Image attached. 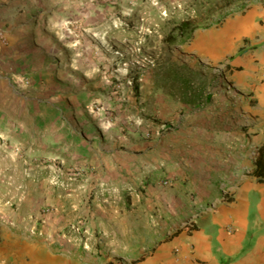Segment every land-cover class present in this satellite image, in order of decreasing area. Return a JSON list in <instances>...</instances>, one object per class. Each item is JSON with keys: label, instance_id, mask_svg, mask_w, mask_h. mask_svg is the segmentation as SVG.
Returning <instances> with one entry per match:
<instances>
[{"label": "rangeland", "instance_id": "374dc122", "mask_svg": "<svg viewBox=\"0 0 264 264\" xmlns=\"http://www.w3.org/2000/svg\"><path fill=\"white\" fill-rule=\"evenodd\" d=\"M248 1L253 0H242ZM144 2L141 7L145 11L140 13L129 12V8L125 11L113 0H8L3 5L0 261L11 256L13 239L54 244L57 235H62L77 251L47 248L49 258L72 264H135L141 253L137 247L158 235L168 237L172 228L191 224L192 212L182 216L191 199L180 195L173 203L155 204L163 188L147 186L146 174L138 175L132 168H127L126 175L111 170L109 185L100 156H94L88 177L74 161L65 159L76 118L85 119L94 136H100L108 123L109 161L116 168L121 157L115 152L138 140L126 136V145L117 146L112 133L120 129L134 132L146 120L157 118L152 111L153 94L159 92V104L165 103L174 77L195 90L205 87L203 73L212 71L218 80L225 81L224 66L190 60L194 30L180 44L162 42L167 23L203 13L214 0ZM85 4L101 11L91 16L90 24L75 20L79 17L73 12L75 6ZM182 13L187 14L181 18ZM123 23L126 27L120 31ZM208 24L204 18L200 26ZM171 97L175 103L182 102ZM156 137L161 139L160 131L156 136L147 130L142 141ZM86 178L87 187L79 181ZM161 178L159 185L166 182L164 176ZM126 195H137L138 202L126 208ZM177 212L180 215L176 218L173 214ZM157 229L163 231L156 234ZM39 230L46 231L45 235L36 234ZM40 259L47 258L41 253Z\"/></svg>", "mask_w": 264, "mask_h": 264}, {"label": "crops", "instance_id": "0c3cea01", "mask_svg": "<svg viewBox=\"0 0 264 264\" xmlns=\"http://www.w3.org/2000/svg\"><path fill=\"white\" fill-rule=\"evenodd\" d=\"M144 1L113 0L123 10L129 8V12L137 13L145 11L141 7ZM7 2L0 0V13ZM74 9L79 16L76 22L87 24L92 23L91 16L101 12L92 4L76 5ZM84 11V16L78 15ZM226 11L228 14L223 16L210 15L208 26L194 30L193 51L189 52L190 60L224 66L225 81L218 80L212 71L203 73L207 78L203 88L207 91L195 90L187 83L185 101L177 103L166 96L165 103L159 104L160 93H154L152 111L157 118L146 120L134 132L120 129L112 133L117 146L126 145V136L138 140L115 152L121 157L116 168L109 161L108 123L100 136H94L85 119L76 118L73 124L70 153L65 151V159L74 161L84 170L85 177L98 155L105 162L108 184L111 170L126 175L127 168H132L138 175L146 174L147 186L163 188L155 204L173 203L180 195L191 199V206L182 213L194 214L191 224L172 228L168 237L158 235L137 247L141 251L139 256L144 254V258L135 260V264H264V0L247 4L234 0ZM213 18L218 22L213 24ZM122 27L126 24L120 26V31ZM195 71L200 72L197 68ZM147 130L156 136L160 131L161 139L142 141ZM255 169L260 175L253 174ZM162 176L167 182L164 187L157 183ZM79 181L88 186L87 178ZM80 187L76 186V190ZM136 196L130 197L131 205L138 202ZM197 208L201 210L194 211ZM178 213L173 215L177 218ZM161 231L155 230L156 234ZM45 233L39 230L36 234ZM57 238L54 244L41 245L13 239L11 256L0 264H72L68 260H54L51 255L49 258L47 248L64 253L77 251L76 245L67 243L62 235ZM41 253L47 259H40Z\"/></svg>", "mask_w": 264, "mask_h": 264}, {"label": "trees", "instance_id": "16d2710c", "mask_svg": "<svg viewBox=\"0 0 264 264\" xmlns=\"http://www.w3.org/2000/svg\"><path fill=\"white\" fill-rule=\"evenodd\" d=\"M233 2L234 0H214L203 13L196 14L193 17H185L179 22L170 21L166 24L168 29L163 33L162 42L166 45H176L184 42L187 33L200 28V23L204 18H208L210 15L216 13H220V15L222 13V16L228 14L225 9L230 7ZM174 78L167 94L177 98L179 101H185L187 96V82L176 77ZM256 167L258 168V166ZM253 174L260 175L256 169L253 171ZM125 201V206L129 207L131 204L129 195L125 196ZM143 258L144 254H141L137 261H141Z\"/></svg>", "mask_w": 264, "mask_h": 264}, {"label": "built area", "instance_id": "2783aa9c", "mask_svg": "<svg viewBox=\"0 0 264 264\" xmlns=\"http://www.w3.org/2000/svg\"><path fill=\"white\" fill-rule=\"evenodd\" d=\"M245 4H247V2H246ZM163 14H164V13H163ZM211 22H212L213 24H215V23L218 22V20H217V18H213ZM256 155H257V153L255 152V153L253 154V157H256ZM166 184H167L166 182H163V183H162L163 186H165Z\"/></svg>", "mask_w": 264, "mask_h": 264}]
</instances>
